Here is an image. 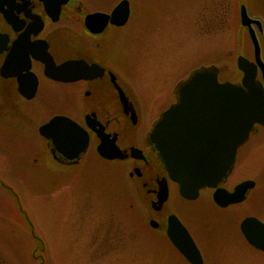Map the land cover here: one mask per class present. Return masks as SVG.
<instances>
[{
	"label": "rangeland",
	"instance_id": "obj_1",
	"mask_svg": "<svg viewBox=\"0 0 264 264\" xmlns=\"http://www.w3.org/2000/svg\"><path fill=\"white\" fill-rule=\"evenodd\" d=\"M213 1L220 15L211 40L197 36L199 23L192 17L197 0H184V11L179 0L146 1L132 13L134 23L130 20L123 28L126 39L122 51H117V75L133 98L151 105L152 118L174 98L175 83L193 66L211 60L231 68L223 70V76L236 78L240 75L237 55L253 56L251 41L239 23V0ZM241 1L250 16L264 8L261 0ZM256 34L264 58V34ZM42 88L71 89L48 81ZM2 101L6 105L0 115L15 116L19 129L18 135L17 130L11 132L12 142L33 144L37 150L38 178L14 173L15 159L9 158L7 166L0 151V264H189L161 230L169 212L177 213L194 236L202 239L205 264H264V253L243 242L232 226L223 235L228 242L215 240L220 238L215 228L218 231L221 222L212 227L209 219L217 213L205 210L208 214L203 219L199 202L181 198L175 186H170L167 202L157 212L145 191L119 169L113 174L95 159L74 165L50 159L47 141L38 128L53 113L78 119L86 108L79 98ZM2 123L0 117V127ZM4 184L17 193L24 216ZM150 218L158 221V227L149 225ZM3 221L13 222L14 230Z\"/></svg>",
	"mask_w": 264,
	"mask_h": 264
},
{
	"label": "flooded vegetation",
	"instance_id": "obj_2",
	"mask_svg": "<svg viewBox=\"0 0 264 264\" xmlns=\"http://www.w3.org/2000/svg\"><path fill=\"white\" fill-rule=\"evenodd\" d=\"M146 1L150 0H0V33L2 34L0 108L6 105L2 98H79V102L85 104L86 108L78 119L70 117L87 130L86 149L78 158L68 160L56 153L50 141H47L50 159L68 165L77 164L82 159L86 161L95 159L101 165H107L113 174L119 169L124 177L133 181L135 187L145 191L152 207V202L157 199L160 183L166 182L168 192L171 185L177 190V184L168 177L149 139V133L160 113L176 103V98L169 99L152 118L151 105H142L133 98L117 75V61H119L117 51H122L121 45L126 39L123 37V33L126 32L123 28L130 20L134 23L132 13L142 8ZM261 1L264 4V0ZM179 2L180 8L184 11V0ZM213 2V0H197L192 14L195 22L199 23L197 36L203 39L211 40L212 34L218 27L220 14ZM124 3L128 7L127 18L124 23L117 24L112 18V12L116 6ZM241 4L246 6L244 1L239 0L238 9ZM94 12L100 13L93 23L97 31L89 29L85 23L86 16ZM251 17L260 21L258 27L253 24L256 33L258 31L264 34V8L261 7L259 15ZM119 18L121 17L118 16L117 19ZM242 27L248 35L247 28ZM260 56L264 63L261 51ZM248 58L252 60L253 56ZM72 60H79L82 63L73 67H64L54 75L51 73L57 66ZM213 65L218 68L219 82L240 83L242 76L240 71V75L236 78L223 76V70L228 72L231 68L219 66L211 60L193 66L179 80H185L193 68ZM86 69L92 70L86 77L61 79L74 75L75 72L72 71ZM256 77L262 80L260 68ZM33 79L36 80L33 95L27 97L19 93L18 80H21L26 86V92H29ZM44 81L53 85L68 86L71 89L69 92L55 88H48L45 91L42 88ZM117 84L125 96L119 94ZM192 101L193 98H188L187 106L190 109L197 107V103ZM198 106L202 105L198 104ZM210 113L211 111L201 110L200 114L203 118L195 125V128L199 127L206 132L204 133L206 141L209 138L207 133L212 130L213 125L217 128V119L213 120ZM55 114L67 115L53 113L49 118ZM0 117L4 121L3 126L0 127V151L7 160V166L9 158L15 159L17 170L14 173L22 172L29 178L37 179L36 148L33 144L26 147L24 143L12 142L11 136L14 135L11 132L17 130L16 135H18L19 131L14 124L16 117L4 112ZM191 122L190 119L187 125ZM48 172L51 173L49 170ZM3 186L16 200L15 208L18 213L24 216L17 193L7 185ZM179 196L185 200L199 202L197 208H200L199 213L203 219L208 214L205 210L210 209L217 213L215 217L210 216L209 219L212 227L217 226V221L221 222L218 224V231L215 228V233L220 238L215 240L228 242L227 237L223 235L229 232L232 226L243 242L264 253V250L252 245L245 238L241 228V222L249 216L264 223V215L262 216L264 214V124H253L247 139L237 147L230 170L216 185L201 187L194 199L185 198L180 194ZM164 203L159 209L153 207L152 209L160 212ZM170 214H174L186 227L200 251L202 258L200 264H205L206 255L203 251L202 239L194 236L177 213L169 212L164 215L161 230L166 235L167 219ZM217 216L227 219L225 221ZM154 220L157 223L154 227H158V221ZM2 223L14 230L13 222ZM181 256L184 258L183 255ZM185 261L188 262L186 259Z\"/></svg>",
	"mask_w": 264,
	"mask_h": 264
},
{
	"label": "water",
	"instance_id": "obj_3",
	"mask_svg": "<svg viewBox=\"0 0 264 264\" xmlns=\"http://www.w3.org/2000/svg\"><path fill=\"white\" fill-rule=\"evenodd\" d=\"M127 8L125 3L114 8L112 15L117 24L126 20ZM99 14L94 12L86 16L85 23L90 29L96 30L93 23ZM239 15L241 24L248 29L254 50V60L243 55L237 56V67L242 72L240 83L219 82L218 68L214 65L192 69L185 80L175 85L176 103L160 114L149 133V139L168 177L177 183L179 194L188 199L196 198L201 187L216 185L230 170L237 147L248 137L252 125L264 124V86L256 79L259 67L264 81V63L252 26V23L259 24V21L248 15L244 4L240 7ZM118 16L121 17L119 20ZM78 63L81 62L68 61L59 68L73 67ZM80 74L65 79H75L81 77ZM117 87L119 94L125 96L118 84ZM18 91L27 96L33 95L35 80L29 92H26V86L19 80ZM188 98H193L192 102L197 103V107L188 108ZM201 110L211 111L213 120L217 119V128L213 125L212 130L208 131L207 141L204 138L206 132L199 127L195 128L203 118ZM190 119L192 122L187 125ZM39 132L50 139L54 149L67 159L78 158L88 143L87 131L65 115H54L40 125ZM167 197V184L162 182L152 207L159 209ZM167 222L166 234L172 244L188 262L200 264L201 254L185 226L174 214L168 216ZM149 223L157 226L153 219ZM241 228L252 245L264 250V223L249 216L243 219Z\"/></svg>",
	"mask_w": 264,
	"mask_h": 264
}]
</instances>
